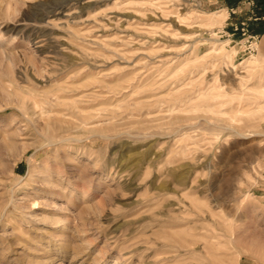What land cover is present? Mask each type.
Listing matches in <instances>:
<instances>
[{"label":"rangeland","instance_id":"374dc122","mask_svg":"<svg viewBox=\"0 0 264 264\" xmlns=\"http://www.w3.org/2000/svg\"><path fill=\"white\" fill-rule=\"evenodd\" d=\"M263 96L264 0H0V264H264Z\"/></svg>","mask_w":264,"mask_h":264},{"label":"bare ground","instance_id":"6f19581e","mask_svg":"<svg viewBox=\"0 0 264 264\" xmlns=\"http://www.w3.org/2000/svg\"><path fill=\"white\" fill-rule=\"evenodd\" d=\"M76 1V0H75ZM87 2H93V1H97V0H86ZM115 1V0H114ZM171 1V0H170ZM113 2V1H112ZM116 2H118V1H116ZM153 2H155V1H153ZM86 3V2H85ZM124 3V2H123ZM122 3V4H123ZM148 3V2H147ZM81 4V3H80ZM83 4H84V2H83ZM129 4V3H128ZM136 4H139V3H136ZM89 5V4H88ZM118 5H120V4H118ZM117 5V6H118ZM131 5H132V3H131ZM91 6V5H90ZM123 6V5H122ZM126 6H128V5H126ZM125 6V7H126ZM153 6V5H152ZM84 7V6H83ZM131 7V6H130ZM155 7V6H154ZM60 8V7H59ZM64 8V7H63ZM140 8V7H139ZM142 8V7H141ZM147 8V7H146ZM125 10V9H124ZM115 11V10H114ZM158 11V10H157ZM58 12V11H57ZM130 12V11H129ZM112 13V12H111ZM125 13V12H124ZM161 13V12H160ZM126 14V13H125ZM148 15V14H147ZM130 17L131 15H129V13L126 15V17ZM171 16V15H170ZM109 17V16H108ZM124 18V19H126L127 20V18ZM110 19V18H109ZM143 19H145V18H143ZM174 19V18H173ZM106 21H107V19H106ZM186 21V20H185ZM184 21V22H185ZM127 22V21H126ZM147 22V21H146ZM176 22V21H175ZM179 24V23H178ZM180 24H182V23H180ZM183 25H185V24H183ZM194 26V25H193ZM197 26V25H196ZM191 27V26H190ZM198 27V26H197ZM165 28V27H164ZM191 28H193V27H191ZM199 28V27H198ZM201 28V27H200ZM185 29V28H184ZM124 30V29H123ZM190 33V32H189ZM159 34V33H158ZM171 34V33H170ZM188 34V33H187ZM171 36V35H170ZM202 36V35H201ZM215 39V38H214ZM38 40V39H37ZM44 40V39H43ZM216 40V39H215ZM52 41V40H51ZM58 41V40H57ZM150 41V40H149ZM221 41V40H220ZM219 41V42H220ZM45 41H43V43H44ZM213 42V41H212ZM217 42V41H216ZM52 43H54V42H52ZM149 43V42H148ZM199 43V42H198ZM39 44V43H38ZM54 46V45H53ZM39 47V46H38ZM62 47V46H61ZM42 49V48H41ZM191 49V48H190ZM214 49H216V48H214ZM214 49H213V51H214ZM186 50H188V49H186ZM221 50H223V49H221ZM196 51H197V49H196ZM198 51H199V49H198ZM201 51V50H200ZM209 51V50H208ZM224 51V50H223ZM182 53H184V52H182ZM214 54V53H213ZM193 55V54H192ZM229 55V54H228ZM230 55H231V53H230ZM193 57V56H192ZM211 57V56H210ZM212 58V57H211ZM237 58V57H236ZM246 60V59H245ZM256 60V59H255ZM225 61V60H224ZM146 62V61H145ZM148 62V61H147ZM217 62V61H216ZM244 62V61H243ZM254 62V61H253ZM239 63V62H238ZM245 63V62H244ZM251 63H252V61H251ZM215 66L217 65V64H214ZM226 65V64H225ZM245 65V64H244ZM233 66V65H232ZM240 66H241V62H240ZM238 68V67H237ZM225 69V68H224ZM145 70V69H144ZM206 70H208V68L206 69ZM248 70H250V69H248ZM202 71H204V70H202ZM231 71V70H230ZM252 72V71H251ZM246 73H247V71H246ZM248 73H250V72H248ZM162 74V73H161ZM233 74V73H232ZM261 75V74H260ZM244 76V75H243ZM258 76V75H257ZM225 77H227L226 75H225ZM228 78V77H227ZM253 78H255V77H253ZM253 78H252V80H253ZM259 78H260V76H259ZM193 79H195V78H193ZM192 79V80H193ZM236 79V78H235ZM238 79V78H237ZM197 80V79H196ZM243 80V79H242ZM189 81V80H188ZM216 81V80H215ZM226 82V81H225ZM193 84H194V82H193ZM223 84V83H222ZM190 85V84H189ZM228 85V84H227ZM244 84H241V86H243ZM223 86V85H222ZM226 86V85H225ZM216 88H217V86H215ZM245 87V86H244ZM227 88V87H226ZM207 89V88H206ZM212 89V88H211ZM210 90V89H209ZM218 90V89H217ZM193 91V90H192ZM219 91V90H218ZM198 92V91H197ZM196 92V93H197ZM228 93V92H227ZM242 93H243V91H242ZM246 93H249V92H246ZM211 94V93H210ZM261 94V93H260ZM188 95V94H187ZM207 95V94H206ZM205 95V96H206ZM216 96H219V94L218 95H215V97ZM224 96V95H223ZM226 97V96H225ZM238 97V96H237ZM241 97V96H240ZM185 98H186V96H185ZM208 98V97H207ZM250 98V97H249ZM263 98H264V96H263ZM187 99V98H186ZM193 99V98H192ZM212 99V98H211ZM243 99V98H242ZM188 100H190L189 98H188ZM187 100V101H188ZM263 101V100H262ZM227 102V101H226ZM229 102H230V100H229ZM186 103V102H185ZM187 103H189V101L187 102ZM241 103V102H240ZM177 104H178V102H177ZM223 104V103H222ZM219 105H221V104H219ZM240 105V104H239ZM176 106V105H175ZM179 106V105H178ZM200 106H203V103H202V105H200ZM207 106V105H206ZM210 106V105H209ZM251 107V106H250ZM216 109V108H215ZM199 110V109H198ZM201 110V109H200ZM202 110H204L203 108H202ZM208 110V109H207ZM206 111V110H205ZM201 112V111H200ZM211 112V111H210ZM210 112H209V114H210ZM257 112V111H256ZM221 113V112H220ZM219 113V114H220ZM223 113V112H222ZM254 113V112H253ZM215 114H218V113H216L215 112ZM238 114H240V113H238ZM201 115V114H200ZM226 115V114H225ZM237 115V114H236ZM201 116H203L204 117V115H201ZM210 116V115H209ZM213 116V115H212ZM193 117H195V116H193ZM217 117V116H216ZM235 117V116H234ZM233 117V118H234ZM248 117V116H247ZM175 118V117H174ZM173 118V119H174ZM209 117H207V119H208ZM228 118V117H227ZM251 117H248V119H246V120H249ZM175 119H177V118H175ZM188 119V118H187ZM222 119V118H221ZM226 119V118H225ZM228 119H230V118H228ZM237 119V118H236ZM238 119H240V118H238ZM182 120H184V119H182ZM186 120V119H185ZM155 121V120H154ZM207 121H209V120H207ZM250 121V120H249ZM171 122V121H170ZM233 122H234V120H233ZM237 122V121H236ZM241 122V121H240ZM242 122H244L243 120H242ZM251 122H254V121H251ZM250 122V123H251ZM224 124V123H223ZM232 124V123H231ZM236 124V123H235ZM242 124H244V123H242ZM245 125V124H244ZM243 125V126H244ZM229 126V125H228ZM227 127V126H226ZM239 127V129H240V127H242L241 125L240 126H238ZM262 131V130H261ZM230 132V131H229ZM227 133V132H226ZM244 133V132H243ZM248 133V132H247ZM233 134H235V133H233ZM190 135V134H189ZM196 135V134H195ZM230 135V134H229ZM193 136V135H192ZM191 138V137H190ZM197 140V139H196ZM203 141H206V140H203ZM202 141V142H203ZM209 142H211V141H209ZM203 144V143H202ZM201 146V145H200ZM191 149H193V148H191ZM215 152V151H214ZM210 153V152H209ZM208 159V158H207ZM205 160H206V158H205ZM210 161V160H209ZM211 164V163H210ZM211 180V179H210ZM208 183V182H207ZM208 188H210L211 189V186L209 187V185H208ZM234 188V187H233ZM228 190V189H227ZM234 190H236L235 188H234ZM238 190V189H237ZM225 191H226V189H225ZM227 192V191H226ZM225 192V193H226ZM224 193V194H225ZM233 196V195H232ZM225 225V224H224ZM218 227V226H217ZM217 229V228H216ZM215 229V230H216ZM211 231V230H210ZM219 231H220V229H219ZM217 232V231H216ZM223 233V232H222ZM215 234V233H214ZM211 235V234H210ZM218 235V234H217ZM219 235H221V234H219ZM231 235V234H230ZM227 236H228V234H227ZM230 237V236H229ZM190 240H192V239H190ZM213 241V240H212ZM215 241V240H214ZM216 242V241H215ZM232 243V242H231ZM219 244V243H218ZM221 246V245H220ZM234 246H235V244H234ZM222 248V247H221ZM234 248V247H233ZM200 249V248H199ZM216 249H218V248H216ZM235 249V248H234ZM215 251V250H214ZM232 251V250H231ZM216 252V251H215ZM228 252V251H227ZM226 252V253H227ZM229 253V252H228ZM223 255H225L224 253H223ZM204 258H206V257H204ZM206 259H208V258H206ZM240 259V258H239ZM220 261V260H219ZM208 262V261H207ZM209 264V263H208ZM237 264V263H236Z\"/></svg>","mask_w":264,"mask_h":264}]
</instances>
